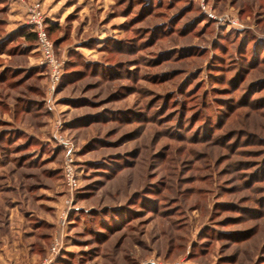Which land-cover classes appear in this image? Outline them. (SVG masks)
I'll list each match as a JSON object with an SVG mask.
<instances>
[{
  "label": "rangeland",
  "instance_id": "1",
  "mask_svg": "<svg viewBox=\"0 0 264 264\" xmlns=\"http://www.w3.org/2000/svg\"><path fill=\"white\" fill-rule=\"evenodd\" d=\"M0 264H264V0H0Z\"/></svg>",
  "mask_w": 264,
  "mask_h": 264
},
{
  "label": "built area",
  "instance_id": "2",
  "mask_svg": "<svg viewBox=\"0 0 264 264\" xmlns=\"http://www.w3.org/2000/svg\"><path fill=\"white\" fill-rule=\"evenodd\" d=\"M27 27L34 33L36 49L40 54L39 65L47 69L51 80L58 81L60 77V65L53 54V44L48 38L46 21L38 3L30 5L26 21ZM64 177L68 185H74L75 178L72 171V160H66Z\"/></svg>",
  "mask_w": 264,
  "mask_h": 264
},
{
  "label": "trees",
  "instance_id": "3",
  "mask_svg": "<svg viewBox=\"0 0 264 264\" xmlns=\"http://www.w3.org/2000/svg\"><path fill=\"white\" fill-rule=\"evenodd\" d=\"M51 25H52V23L49 24V21L46 22V31H47L48 38H49V31L52 28ZM23 36H25V38L27 39L28 42H34L35 43L34 33L29 28L24 29Z\"/></svg>",
  "mask_w": 264,
  "mask_h": 264
}]
</instances>
